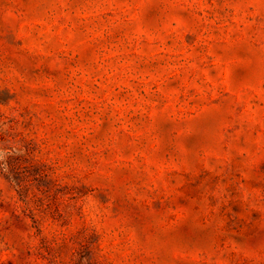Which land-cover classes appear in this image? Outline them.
Returning <instances> with one entry per match:
<instances>
[{
  "label": "rangeland",
  "instance_id": "374dc122",
  "mask_svg": "<svg viewBox=\"0 0 264 264\" xmlns=\"http://www.w3.org/2000/svg\"><path fill=\"white\" fill-rule=\"evenodd\" d=\"M0 264H264V0H0Z\"/></svg>",
  "mask_w": 264,
  "mask_h": 264
}]
</instances>
